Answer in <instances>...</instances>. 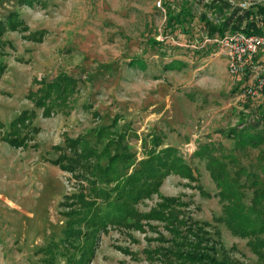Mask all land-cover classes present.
<instances>
[{"label": "rangeland", "instance_id": "obj_1", "mask_svg": "<svg viewBox=\"0 0 264 264\" xmlns=\"http://www.w3.org/2000/svg\"><path fill=\"white\" fill-rule=\"evenodd\" d=\"M230 2L234 10L264 0ZM188 4H193L195 19L167 30L168 12L178 14ZM10 12H18L30 30H8L0 36V63L6 65L0 76V121L5 124L0 127V264H47L48 249L63 244L61 202L77 184L71 173L50 160L57 158L53 147L64 146L66 137L85 136L94 142L99 127L118 119V130L131 129L137 161L145 157L142 141L158 134L164 147H177L191 162L202 142L222 141L231 147L232 139L220 130L253 121L264 102L245 95V83L240 85L229 72L219 46L207 41L201 16L215 17L210 0H39L32 5L0 0V21ZM42 30L43 41L29 39L30 32ZM151 39L164 44H152ZM137 58L147 66L131 64ZM173 60L176 67L168 68ZM63 73L79 80V90L71 107L46 116L43 107L35 105L33 92L43 80L53 81ZM26 110L33 115L31 127L22 130L28 145L17 148L2 136ZM259 152L252 149L244 163L255 161ZM195 164L210 197L178 174L165 179L162 193L182 195L195 218L216 225L228 249L237 247L234 257L254 262L247 240L215 220L222 213L218 189L205 165L198 159ZM146 235L154 236L151 231L120 229L103 233L91 264H149L143 253L149 245ZM62 249L55 250L52 264H66Z\"/></svg>", "mask_w": 264, "mask_h": 264}, {"label": "trees", "instance_id": "obj_2", "mask_svg": "<svg viewBox=\"0 0 264 264\" xmlns=\"http://www.w3.org/2000/svg\"><path fill=\"white\" fill-rule=\"evenodd\" d=\"M21 1L27 5L39 2ZM191 8L193 4H188L178 14L169 11L166 29L186 27L189 20L195 19ZM210 8L216 11L215 17L202 14L201 18L210 39L207 41L215 48L217 43L211 39L227 32L264 34V2L231 10L230 0H210ZM8 30L29 31L30 28L18 12H10L0 21V36ZM45 33V30L30 32L29 39L43 41ZM151 41L152 44H164L156 39ZM255 60L264 65V49ZM133 63L147 66L141 58L132 60ZM167 67H176L174 60ZM5 71L6 65L0 63V76ZM249 76L250 73L247 78ZM79 83L77 78L63 73L53 81L43 80L32 98L35 105L43 107L44 115L50 116L54 111L71 107ZM254 112V120L241 121L242 127L238 124L229 130H220L226 138L232 139L231 147L222 141L202 142L191 162L177 147H164V138L158 134L142 141L145 157L137 161V151L129 140L131 129L125 126L118 130V119L99 127L94 142L85 136L66 137L64 146L53 147L57 158L50 162L71 173L77 185L61 202L66 219L63 244L48 249L50 254L46 263L48 258L47 264L55 262L62 246L60 253L66 264H91L101 235L120 229L154 234L146 235L149 245L143 250L149 264H264V102ZM244 115L245 118L248 116ZM32 120L31 112L24 111L2 139L17 148L27 147L29 138L22 136V130L31 127ZM0 127H5L1 121ZM134 134L138 137L136 132ZM252 149H259V155L255 161L251 159L245 164L243 159L252 156ZM196 159L205 165L218 189L215 195L222 203V213L215 220L224 223L233 235L247 240L256 257L254 262L234 257L233 251L237 247L228 249L216 225L195 218L188 210L190 202L182 195L162 193L165 179L178 174L188 179L190 186L196 183L192 187L210 197L212 194L201 184L200 168L194 165ZM151 201L155 203L150 206ZM119 248L132 254L129 249Z\"/></svg>", "mask_w": 264, "mask_h": 264}, {"label": "built area", "instance_id": "obj_3", "mask_svg": "<svg viewBox=\"0 0 264 264\" xmlns=\"http://www.w3.org/2000/svg\"><path fill=\"white\" fill-rule=\"evenodd\" d=\"M211 41L216 42L220 52L225 55L229 72L245 83V95L251 98L264 96V65H259L255 60L260 50L264 49V34L227 32ZM249 73L252 77L248 80Z\"/></svg>", "mask_w": 264, "mask_h": 264}]
</instances>
